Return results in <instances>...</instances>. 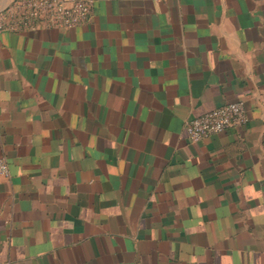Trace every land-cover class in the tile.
Returning a JSON list of instances; mask_svg holds the SVG:
<instances>
[{
	"label": "crops",
	"instance_id": "crops-1",
	"mask_svg": "<svg viewBox=\"0 0 264 264\" xmlns=\"http://www.w3.org/2000/svg\"><path fill=\"white\" fill-rule=\"evenodd\" d=\"M96 1L0 33V264H264V0Z\"/></svg>",
	"mask_w": 264,
	"mask_h": 264
},
{
	"label": "built area",
	"instance_id": "built-area-1",
	"mask_svg": "<svg viewBox=\"0 0 264 264\" xmlns=\"http://www.w3.org/2000/svg\"><path fill=\"white\" fill-rule=\"evenodd\" d=\"M96 0H14L0 11V33H25L46 29L68 30L86 26L95 14ZM245 103L235 102L185 123L189 140L198 143L230 129L245 126ZM5 158H0V185L10 179Z\"/></svg>",
	"mask_w": 264,
	"mask_h": 264
}]
</instances>
